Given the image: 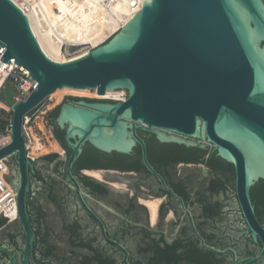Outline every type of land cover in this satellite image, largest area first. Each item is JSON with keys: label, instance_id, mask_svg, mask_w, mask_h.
<instances>
[{"label": "water", "instance_id": "obj_1", "mask_svg": "<svg viewBox=\"0 0 264 264\" xmlns=\"http://www.w3.org/2000/svg\"><path fill=\"white\" fill-rule=\"evenodd\" d=\"M0 47L5 48L1 61L13 59L36 82L29 97L13 105L12 125L7 127L11 143L0 149V159L16 160V170L7 164L12 170L2 175L14 195L17 218L10 223L17 222L24 236L20 261L0 247L10 264H30L35 234L26 204L29 174L32 163L40 165L54 156L33 162L26 158L23 117L63 88L95 89L98 95L126 92L124 101L64 96L66 102L48 115L47 125L58 112L56 124L71 151L66 177L75 187L70 169L84 145L103 154L127 155L139 144L145 167L162 183L146 161L138 131L155 134L164 143L212 147L233 166L238 205L252 242L262 246L258 258L244 262L264 256V227L250 198L251 189L264 182V0H143L122 29L87 55L61 64L45 56L25 14L11 0H0ZM72 99L78 101L70 104ZM0 220L8 218L1 212ZM8 232L17 233V224L0 230V242L14 250ZM47 241L56 256L67 255V232H50Z\"/></svg>", "mask_w": 264, "mask_h": 264}, {"label": "flooded vegetation", "instance_id": "obj_2", "mask_svg": "<svg viewBox=\"0 0 264 264\" xmlns=\"http://www.w3.org/2000/svg\"><path fill=\"white\" fill-rule=\"evenodd\" d=\"M77 101L72 99L70 104ZM57 115L48 122L60 152H53L40 165L32 163L29 174L26 204L35 234L30 264H264V256L244 262L258 258L262 246L252 242L238 205L233 166L212 147L201 150L164 143L155 134L138 131L146 161L162 183L145 167L139 144L127 155L103 154L84 145L70 169L75 187L66 177L71 151L56 124ZM10 163L16 170L15 158ZM85 171L104 173L106 182ZM250 198L264 227L262 206ZM155 200L160 202L152 220L146 203ZM14 223L18 232H8L7 241L15 249L2 242L0 247L20 261L24 236ZM14 223L0 220V230ZM55 231L68 233L67 255L53 253L55 247L47 238ZM0 264L10 262L0 255Z\"/></svg>", "mask_w": 264, "mask_h": 264}, {"label": "bare ground", "instance_id": "obj_3", "mask_svg": "<svg viewBox=\"0 0 264 264\" xmlns=\"http://www.w3.org/2000/svg\"><path fill=\"white\" fill-rule=\"evenodd\" d=\"M27 17L33 35L45 56L55 63H67L81 58L90 50L109 39L122 29L141 8L143 0H11ZM70 56L68 51L79 50ZM64 96L87 98L91 100L124 101L126 92L123 90H107L98 95L95 89L56 90L50 95L61 103ZM32 154L41 150L40 140L31 135ZM100 171H85L99 181ZM106 182V181H105ZM113 187H122L111 182ZM160 201L147 202L151 219L156 216ZM15 208V202H14ZM16 213V212H15Z\"/></svg>", "mask_w": 264, "mask_h": 264}, {"label": "built area", "instance_id": "obj_4", "mask_svg": "<svg viewBox=\"0 0 264 264\" xmlns=\"http://www.w3.org/2000/svg\"><path fill=\"white\" fill-rule=\"evenodd\" d=\"M5 53V48L0 47V59ZM11 82L15 88L16 95L14 97V104L25 101L31 92L36 88V82L29 75V72L21 66H18L13 59H10L8 63H4L0 60V93L3 90L5 84ZM51 97L44 99L35 109L30 110L23 117L22 128L28 139V146L26 150V158H29L32 162L38 158L32 154L31 145L33 143L32 133H41L42 129H46V119L48 113L51 111L48 103L51 102ZM13 104V105H14ZM12 113L13 106H7L0 100V122L5 123L3 131H0V149H3L11 143V130L7 131V127L12 125ZM39 124H41L42 129ZM10 157L0 159V213L2 212L3 217L8 218L6 221L10 223L17 218V214L14 209V195L10 189V185L6 183V176L9 175L10 171Z\"/></svg>", "mask_w": 264, "mask_h": 264}, {"label": "rangeland", "instance_id": "obj_5", "mask_svg": "<svg viewBox=\"0 0 264 264\" xmlns=\"http://www.w3.org/2000/svg\"><path fill=\"white\" fill-rule=\"evenodd\" d=\"M81 51L79 50H73V51H68V56ZM16 95L15 88L11 82H7L3 88V90L0 93V100L7 106H13L14 104V97ZM65 101H62L61 103H64ZM61 103L57 104V98L53 97L51 99V102L48 103V106L50 107L51 111L56 107L59 106ZM51 111L48 113V115L51 113ZM47 115V116H48ZM40 128L42 129L41 124H39ZM5 127V123L3 121L0 122V131H3ZM32 133V135L36 136L39 140L43 148L41 150H35V155L37 157H42L46 156L49 154H52L53 152H60V148L58 147L56 140L54 139L52 135V129L51 128H46L42 129V134L41 133ZM12 164L10 163V166ZM12 168L10 167V171Z\"/></svg>", "mask_w": 264, "mask_h": 264}, {"label": "trees", "instance_id": "obj_6", "mask_svg": "<svg viewBox=\"0 0 264 264\" xmlns=\"http://www.w3.org/2000/svg\"><path fill=\"white\" fill-rule=\"evenodd\" d=\"M252 199L257 205L262 206V216L264 215V182L260 181L252 189L251 193Z\"/></svg>", "mask_w": 264, "mask_h": 264}]
</instances>
